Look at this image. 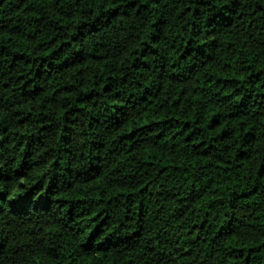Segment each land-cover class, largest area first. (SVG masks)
<instances>
[{"label": "trees", "instance_id": "obj_1", "mask_svg": "<svg viewBox=\"0 0 264 264\" xmlns=\"http://www.w3.org/2000/svg\"><path fill=\"white\" fill-rule=\"evenodd\" d=\"M0 264H264V0H0Z\"/></svg>", "mask_w": 264, "mask_h": 264}]
</instances>
